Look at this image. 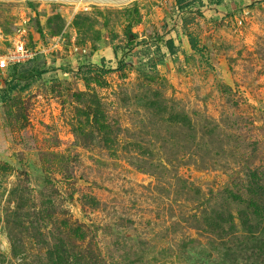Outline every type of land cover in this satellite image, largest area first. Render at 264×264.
<instances>
[{"label": "rangeland", "instance_id": "1", "mask_svg": "<svg viewBox=\"0 0 264 264\" xmlns=\"http://www.w3.org/2000/svg\"><path fill=\"white\" fill-rule=\"evenodd\" d=\"M26 26L66 40L0 101V264H48L65 221L100 264H229L205 219L264 170V0H0V54Z\"/></svg>", "mask_w": 264, "mask_h": 264}, {"label": "trees", "instance_id": "2", "mask_svg": "<svg viewBox=\"0 0 264 264\" xmlns=\"http://www.w3.org/2000/svg\"><path fill=\"white\" fill-rule=\"evenodd\" d=\"M221 1L217 0V3H221ZM180 8L183 10L185 6L182 5ZM82 17V15H78L75 23L79 25ZM56 18H60V16ZM28 27L26 26V30ZM130 35L128 31V37ZM188 40L191 48L202 55L204 46H200L198 37L193 33H189ZM127 42L131 48L134 46V41L130 37L127 39ZM166 44L170 54L175 55L177 47L174 39L169 38ZM26 45L31 50L40 49L33 45L29 46L27 41ZM40 47H43V45ZM47 59L48 55L37 52L31 59L11 64L6 68L5 70H9L10 78L6 81V87L2 88L3 93L0 101H6L11 96L12 91L18 88L25 90L30 83L41 78L48 69ZM120 62L123 65V61L121 60ZM101 71L105 72L103 68ZM23 81L26 82L22 84ZM95 121L101 123L103 120L101 117H97ZM246 179L245 186L243 187L244 192H239V189L236 192L233 190L230 192L233 196L231 197L238 205L235 210L236 213L229 212V217L226 218L223 212H218L207 217L205 222L215 233L221 230L220 236L229 240V246L224 253L229 264H264V170L253 169ZM22 206L23 204H20V209ZM40 212L43 213L42 210ZM50 218L51 215L48 214V218H44L45 222ZM64 223H62V227H67L66 231H64L65 233L60 237L54 234L53 237L55 238L52 245L47 250L48 264H100L101 257L93 250L94 235L92 231H87L88 229H84L82 225L73 227L66 221ZM73 234L77 235L80 241H87L85 248L79 250L78 254L71 245L66 243V239L69 237L76 239L73 237ZM252 259L256 261L252 263Z\"/></svg>", "mask_w": 264, "mask_h": 264}, {"label": "built area", "instance_id": "3", "mask_svg": "<svg viewBox=\"0 0 264 264\" xmlns=\"http://www.w3.org/2000/svg\"><path fill=\"white\" fill-rule=\"evenodd\" d=\"M88 10L89 7L83 5L82 8L76 7V10ZM26 22V20H25ZM65 31L54 36L46 45L38 50H31L26 45L25 35L27 34L26 27L18 31L16 38L13 40V45L4 54H0V69L4 70L11 64L25 62L31 59L37 52L49 54L50 52L62 50L63 43L66 40Z\"/></svg>", "mask_w": 264, "mask_h": 264}]
</instances>
